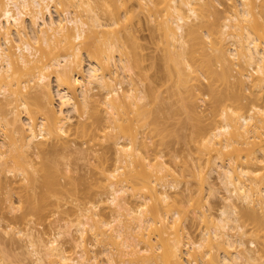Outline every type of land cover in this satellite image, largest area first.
<instances>
[{
	"label": "bare ground",
	"instance_id": "1",
	"mask_svg": "<svg viewBox=\"0 0 264 264\" xmlns=\"http://www.w3.org/2000/svg\"><path fill=\"white\" fill-rule=\"evenodd\" d=\"M140 12L162 95L131 79ZM0 131V232L26 248L0 264H264V0H0ZM76 137L110 166L59 167Z\"/></svg>",
	"mask_w": 264,
	"mask_h": 264
},
{
	"label": "rangeland",
	"instance_id": "2",
	"mask_svg": "<svg viewBox=\"0 0 264 264\" xmlns=\"http://www.w3.org/2000/svg\"><path fill=\"white\" fill-rule=\"evenodd\" d=\"M135 8V7H134ZM99 12H100V14L102 13V16L104 17V14H103V12L102 11H100L99 10ZM135 13V10H131L130 11V14H134ZM130 26H131V29L133 30V32H134V34L136 35V38H137V41H136V43L138 42L139 43V45H140V52L143 54V56L145 57V61H144V65H146L145 66V68H146V70L144 69L143 71H142V74H140L139 76H138V74L134 71L132 74H131V79L133 80V82L134 83H136V85L135 86H137V84H138V86L137 87H140V88H144L145 87V85L147 86V85H149L150 86V88H151V86H154V87H157L158 89V91L160 90V94L162 95V94H164L165 92L163 91L164 90V88H165V83L163 82L162 83V80H161V78H162V74H161V72H163V68L160 66V63H159V61H157L158 59H159V57H160V55L162 54V50H161V47H160V45L158 44V42H157V39H158V36H157V34H158V30H156L154 27H153V23L152 22H149L148 21V19H147V17H146V15H145V13H143V12H140L139 14H138V19H136V18H134L133 17V19H132V21H131V24H130ZM134 41V40H133ZM133 43V42H132ZM135 43V42H134ZM136 46H138V45H136ZM134 48H135V46H134ZM137 49V48H136ZM149 57H155L156 58V61H157V63H159V66H157V68H155L156 70H158L157 72L158 73H156V71H154V69H152V68H150V59H149ZM152 59V58H151ZM150 60V61H149ZM148 65V66H147ZM159 67V68H158ZM153 70V71H152ZM148 72L150 73V74H148ZM154 72V73H153ZM136 73V74H135ZM147 74L146 76H145V74ZM156 73V74H155ZM152 74V75H151ZM159 75L160 74V76H159V78L157 77L156 78V75ZM137 75V76H136ZM141 76H143V77H141ZM150 76V77H149ZM151 76H153V77H151ZM155 76V77H154ZM143 78V79H142ZM147 78V79H146ZM151 78H152V80H151ZM160 79V80H159ZM163 79V78H162ZM148 81V82H147ZM150 81V82H149ZM154 81V82H153ZM164 81V80H163ZM148 84H147V83ZM157 82V83H156ZM149 83H151V84H149ZM158 83H159V85H158ZM140 85V86H139ZM157 85V86H156ZM128 84L126 85V83H124L123 84V90H126L128 87ZM152 89V88H151ZM155 89V88H154ZM163 89V90H162ZM100 90V89H99ZM99 90H97V88L96 89H93L92 90V92H94L96 95H98L97 97H101V95H102V93L100 94L99 93ZM156 90V89H155ZM156 90V91H157ZM162 90V91H161ZM154 91V90H153ZM166 95V94H165ZM206 106V103H204V105L202 106V108H204ZM74 113H71L70 115L72 116ZM74 117H73V121L74 120H76V117H75V114L73 115ZM182 116V115H181ZM181 116H180V118H181ZM182 120H183V117L181 118ZM181 119H180V121H181ZM183 121H181V123H182ZM180 123V124H181ZM171 125H173V122L172 123H170ZM182 124H186L185 122H183ZM182 124H181V126L180 127H182L181 128V131L180 130H178L179 132H181L183 135H185L186 133L188 134V130L186 129V128H189V127H187L188 125L186 124L185 126H186V128H184V126H182ZM179 125H176L175 127L176 128H178L179 129V127H178ZM185 131V134L183 133ZM180 133V134H181ZM2 134V131H0V135ZM179 134V133H178ZM181 134V135H182ZM186 134V135H187ZM186 135L184 136L185 137V139L183 140V138L184 137H182V139L180 138L179 139V141H178V139L176 140L175 138H173L172 136L171 137H169L168 138V143H167V147H166V150L164 149L163 151H167V149H168V152H172V150H174L172 153H176L177 155H179L178 157H177V155H176V157H175V159L177 160H179L180 158H182L181 156H184L186 153H187V149H186V147H185V145H183V143H185V140H186ZM180 137V136H179ZM176 141H175V140ZM72 144V145H71ZM168 144H169V146H168ZM186 144V143H185ZM70 145H71V147L69 146L68 147V149H72V150H63V152H62V150H57L54 154H53V157L55 158V159H59V167H61V168H63L65 165L68 167V170H69V172H70V174L72 173V174H74L75 176L77 175V178H79V179H81L80 177H82V175L83 176H85V173H86V176L87 175H89L93 170L92 169H90L91 168V166L93 167V163H94V165H96V166H98V167H100V166H102V165H109L110 166V164L112 163V158L111 157H109V159H108V163L107 164H105V162L103 161V158H101L102 157V155H101V145H100V143H95L94 145H92V144H90L85 138H83V137H76V139H75V141H73L72 143H70ZM81 147V149L78 151L77 150V148L79 149ZM83 148V149H82ZM182 148V149H181ZM87 149V150H86ZM170 149H172L171 151H170ZM178 149H180V150H178ZM85 151H86V153H85ZM149 151V153H153L151 150H148ZM181 151V152H180ZM185 151V152H184ZM69 152V153H68ZM183 152V153H182ZM179 153V154H178ZM185 153V154H184ZM57 154V155H56ZM85 154V155H84ZM183 154V155H182ZM56 155V156H55ZM101 155V156H100ZM188 155V154H187ZM186 155V157H189V156H187ZM40 155H38V157L37 156H35V161H38V160H40L41 158L39 157ZM36 157H37V159H36ZM43 157V156H42ZM57 157V158H56ZM87 157V158H86ZM113 157V156H112ZM180 157V158H179ZM39 158V159H38ZM89 158V159H88ZM90 158H91V160H90ZM183 159V158H182ZM184 159H188V158H185L184 157ZM58 161V160H57ZM88 161L90 162L91 161V165L88 163ZM93 162V163H92ZM64 163V164H63ZM62 164V165H61ZM90 166V167H89ZM90 169V170H89ZM72 174H71V176H72ZM81 175V176H80ZM72 177H74V176H72ZM75 179H76V177H74ZM82 178H84V177H82ZM63 180V179H62ZM16 184H17V182H16ZM13 195H12V199L13 200H17V197H16V195L14 194V193H12ZM1 196H2V194H0ZM4 197V195L1 197V198H3ZM2 200V199H1ZM4 200H2L1 201V203H0V207H2L3 206V204H2V202H3ZM212 202H214L215 203V207L217 208L218 207V205H217V202H216V200H212ZM4 206H5V204H4ZM3 206V207H4ZM4 208H6V207H4ZM1 209V208H0ZM7 211H5L6 213L5 214H3L2 215V222L4 221V223H6V222H10L11 221V218L10 217H12V215H15V216H18V215H20V211L19 210H17V209H12L11 210V212H9V210L8 209H6ZM2 213H4V211L2 210ZM0 215H1V211H0ZM14 216V217H15ZM32 218V220H31V223H30V225H32L33 227H35L34 229L36 230H38V232H40V233H42L43 232V234L44 235H48V236H50L52 233H53V231H55V227H53L52 225H51V227H50V224H48V221H47V219H49V218H51V217H47V219H44V217L43 218H38V217H36L35 218V216H33V217H31ZM37 218H38V220L40 221H38L37 220ZM4 219V220H3ZM7 219V220H6ZM10 219V220H9ZM13 220H14V218H12ZM36 219V220H35ZM13 220H12V222H13ZM27 219H23L21 222V225L23 224V222H25ZM45 220H46V222H45ZM27 222V221H26ZM3 224V223H2ZM13 224V223H12ZM18 224H19V222H18ZM17 224V226H21L20 224L18 225ZM49 228V229H48ZM52 228H54V229H52ZM50 229H51V231H50ZM36 230V231H37ZM193 230V231H192ZM192 235L193 236H195L196 235V229H195V226H193L192 227ZM4 235V236H3ZM6 237V238H5ZM1 238H3V239H1ZM5 239V240H4ZM63 238H58V241L60 240L62 243L65 241V238L62 240ZM0 240H1V242H2V240H3V242L1 243L0 242V245L2 246V247H5L4 249H5V251L6 252H9V254L11 255H13L14 256V259H16L18 256H21L20 254L22 253V252H26V248H25V241L24 240H22V239H19L18 238V236L17 235H14L13 236V238H12V240H14V241H18L17 243H20V245H19V247H21L19 250H18V248H17V246H16V244L14 245V242L13 243H11L12 241L10 240V235H8V234H5V233H2V232H0ZM59 241V242H60ZM6 243V244H5ZM11 243V244H10ZM68 243V244H67ZM9 244V245H8ZM64 244V247L66 248V250L68 251V252H70L68 249H69V247L71 248V245L69 244V242H64L63 243ZM18 245V244H17ZM73 247V246H72ZM68 248V249H67ZM96 248V247H95ZM72 249V250H71ZM70 250H71V252H70V254L71 255H75V248L73 247V248H71ZM14 250V251H13ZM94 250H97V248L96 249H94ZM10 251H13V253L11 252L10 253ZM17 253V254H16ZM74 253V254H73ZM101 255H103V254H100V256ZM99 256V255H98ZM11 257V256H10ZM102 258L104 257V256H101ZM101 258V259H102Z\"/></svg>",
	"mask_w": 264,
	"mask_h": 264
}]
</instances>
